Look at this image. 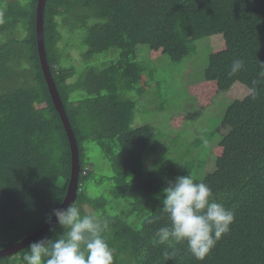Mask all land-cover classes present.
I'll use <instances>...</instances> for the list:
<instances>
[{"label": "trees", "instance_id": "trees-1", "mask_svg": "<svg viewBox=\"0 0 264 264\" xmlns=\"http://www.w3.org/2000/svg\"><path fill=\"white\" fill-rule=\"evenodd\" d=\"M37 2L0 6V251L54 217L71 178L38 57ZM219 35L204 79L248 94L221 115L229 132L214 169L197 159L196 171L190 157L147 167L155 129L135 125L138 101L125 97L145 91L138 46L180 63ZM43 40L77 144V196L0 264H264V0H46ZM111 50L114 59H93Z\"/></svg>", "mask_w": 264, "mask_h": 264}, {"label": "rangeland", "instance_id": "rangeland-1", "mask_svg": "<svg viewBox=\"0 0 264 264\" xmlns=\"http://www.w3.org/2000/svg\"><path fill=\"white\" fill-rule=\"evenodd\" d=\"M3 1L0 0V6ZM74 40L76 47L81 45L79 35ZM222 48L220 35L210 37L197 42L193 55L180 63H172L160 50H150L143 44L138 46L136 60L146 71L141 81L145 91L141 95L131 91L125 97L138 101L135 125L151 124L155 129V141L145 153V157L149 155L147 167H162L177 162L180 157H190L191 162L194 160V170H200L197 159L204 161V171L214 169L216 155L222 151L216 145L229 132L221 115L227 105L248 94L246 87L238 83L221 93L215 82L205 81L209 56ZM116 52L111 50L93 56V59L109 61L116 57ZM69 56L77 58L79 51L71 49ZM83 65L84 62L76 66L74 76L80 75ZM85 209L91 212L90 208Z\"/></svg>", "mask_w": 264, "mask_h": 264}, {"label": "water", "instance_id": "water-1", "mask_svg": "<svg viewBox=\"0 0 264 264\" xmlns=\"http://www.w3.org/2000/svg\"><path fill=\"white\" fill-rule=\"evenodd\" d=\"M46 0H38L37 2V8H36V22H35V31H36V44H37V51H38V57L39 62L41 66L42 73L44 75V78L46 80L48 90L52 99V102L54 104L56 111L58 112L60 119L62 121V124L64 126L66 136L68 139L70 151H71V178L67 190V194L65 196V199L63 203L61 204L60 208L58 209L57 213L54 215V217L48 221V223L42 227L38 232L35 234L27 237L26 239L20 241L19 243L11 246V248L7 250L0 251V257H4L5 255H9L12 252H15L16 250L24 247L25 245H28L32 241H34L37 237H39L42 233L47 231L51 225L54 222H57L59 218L66 212L68 207L75 202L76 200V194L78 190V177H79V160H78V150H77V144L74 137V133L71 129V126L69 124L68 118L65 114V109L63 108V105L60 101V97L58 95V92L56 90L55 84L51 78L50 69L47 64L46 54H45V48H44V40H43V11L45 6Z\"/></svg>", "mask_w": 264, "mask_h": 264}]
</instances>
